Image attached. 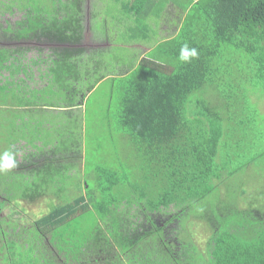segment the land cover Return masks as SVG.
<instances>
[{
  "label": "trees",
  "instance_id": "obj_1",
  "mask_svg": "<svg viewBox=\"0 0 264 264\" xmlns=\"http://www.w3.org/2000/svg\"><path fill=\"white\" fill-rule=\"evenodd\" d=\"M13 1L25 11L28 25L17 37L28 38L30 33L48 46L49 85L27 90L28 98L7 95L0 101L1 112L7 111L5 129H0V152L31 147L23 155L20 178L12 179L16 172L9 171L11 180L7 184L0 177V189L8 202L16 197L34 201L46 194L55 203L50 202L48 212L27 225L9 215L0 219L2 263L264 264V175L259 178L263 182L251 187L241 181L240 192L231 194L234 190L229 189L232 179L238 180L248 166L264 164V152H258L255 143L258 137L244 147L238 141L231 143L245 122L262 117L256 97L242 87L259 83L264 89V0H188L177 31L161 37L152 54L148 52L137 64H132V57L118 58L124 68L107 77L100 76L98 69L109 66L101 67L84 53L77 0ZM164 1L123 3L115 22L123 25L131 13L159 17ZM135 25L140 28L130 27L129 38L147 40L149 26L144 21ZM185 44L199 53L190 63L179 60ZM20 57L19 50L1 48L0 71L26 76L21 62L14 65ZM234 57L239 60L237 67L220 70L235 63ZM126 68L130 71L124 73ZM226 82L242 92L237 100V93L226 94L228 102L217 107L212 104L217 97L207 99L208 88L218 91ZM97 90L107 125L111 127L115 115L116 132L129 140L138 175L130 174L122 158L112 167H91L80 153L70 160L66 154L70 138L55 135L57 116L51 112L39 138L32 134L16 139L14 130L8 129V123L14 125L12 119L20 125L19 116H25L26 128L20 131L26 134L33 131L30 115L36 109L44 113L46 108L62 107L56 101L36 102V97L41 101L60 91L68 93L71 103L79 93L87 109ZM98 98L95 94L93 99ZM112 135L109 132L102 140L112 146L113 139L108 140ZM58 143L64 151L56 150ZM241 183L235 182V187ZM3 207L0 204V211ZM195 225L209 230L203 245L195 239Z\"/></svg>",
  "mask_w": 264,
  "mask_h": 264
},
{
  "label": "rangeland",
  "instance_id": "obj_2",
  "mask_svg": "<svg viewBox=\"0 0 264 264\" xmlns=\"http://www.w3.org/2000/svg\"><path fill=\"white\" fill-rule=\"evenodd\" d=\"M9 1L10 0H0V49L6 48L7 50H19L21 54H23V58L21 59L20 57V60L18 62L14 61V63L17 67L18 63L21 62L23 67L26 68L28 74L26 73L25 76L22 72L19 71L17 73H14L11 77V75H9V70L4 69L0 71V85L3 83H7V88L0 87V101L2 102L7 98V95H9V98H13L16 100L24 95H26V97L28 98L30 97V94L29 92H26L27 90L29 91L33 88L40 89L42 86H46L45 71L47 70L48 64H50V59L48 57L50 52L48 46L44 45L43 42L27 39V41L20 43L17 38H14L15 36L10 35L6 39L12 38L11 41L4 46L2 45V38H4V35H2L1 30L5 28L6 25H9L12 29H17V23L24 18V11H16V9L13 8L14 12H9V10L3 7L2 4H7L9 3ZM131 1L132 0H77V3L79 5V18L81 19V23L83 26V40L81 45L85 49L84 53L97 60L101 67H105V65L109 66L108 69H98L100 72V76L102 77L112 75L115 71L116 73H118L121 67L120 64L117 63L118 58L122 60L123 58H131L133 55L135 57L132 58V64H137L143 58L142 56H149V54H144V51L150 43H153L154 41L159 39V37H163L164 35L170 36L175 32V30L171 31L170 29L168 33H164V24L168 23L165 20L171 19L170 21H176L178 23V20H173L172 18V14H174L173 11L175 12V17L177 13V10L175 11V9L177 8L186 13L187 7L185 5L188 2V0H165L163 5L164 9L161 10L162 12H160L161 14L159 15V17L155 18L152 15L147 17H150L152 19L151 20L149 18L151 22L149 24V32H147L148 35L146 36L147 40L144 41L141 39L140 41L142 42H140L133 40L136 38H129V35L132 33L129 28L131 27L134 29H139L140 26L135 25V22L144 21V23H148V21L146 20L147 18H145L143 15H139V17H136L133 13H131L128 16L127 21H125L123 25H119L117 24V22H115L116 16L119 17V12H121L120 10L123 3H131ZM171 3H173L174 6H172ZM180 5H183V7L180 8ZM184 6L186 8H184ZM179 16H181L180 12ZM172 23L174 25L176 24L174 22ZM133 42H136L138 44H134ZM150 53L152 54V52ZM114 55H117L119 57H116L114 60ZM36 57H39L40 60L44 59L46 61L44 63L41 62L39 64H35L32 62V60H36ZM124 60L123 62L129 63L126 59ZM233 60H235V63H232L230 65H222L220 67V70L233 69L237 67L239 65L238 58L234 57ZM134 66L135 65H133V67ZM129 71L130 70H128L127 68L124 69V73ZM100 76L98 75L99 78ZM10 82L12 83L10 84ZM48 85L46 87H48ZM231 86V84L226 82V84L220 85L221 89L219 88L218 91H211L208 88L209 92L208 94H206L207 99L217 97L218 99L212 101V104L217 105V107L222 106V101L223 104L228 102L223 97L227 96L226 94L237 93V100L240 97L239 94L240 92H242V90L240 89L238 91L234 87V85L232 87ZM242 88H248L249 92L251 91V94L256 97V102L259 104V106L258 104L257 106L261 111L262 117L259 120L245 122L244 125L241 126V132L235 134L234 140H232L231 143L234 144L236 141H238L240 147H244L245 143L251 144L252 140L255 137H258L255 142L256 145L258 144L257 150L258 152H264V89L259 83H255L254 86H252L251 83H246ZM3 90H5V92H3ZM54 90H56V86L54 87ZM100 91L101 90H97L90 96V99L88 101L93 102L94 104L88 103L87 109L86 105L84 106L85 100L81 98L79 99V93L77 94L76 99L71 103L67 102L68 93L64 94L60 91L56 97L46 95V97L41 98V101H39L38 97H36L34 101L43 103L56 101L57 103L62 105L67 104L74 106L72 110L65 111L66 114L57 116L56 119L58 120V123L55 127L57 131L55 135L57 137L58 135L63 134V136L61 137L70 138V140L67 141V145L69 146V148L66 152L68 157L71 158L70 160L76 159L74 155L80 153V157L85 160L86 163L91 167H94V164H104L106 167H109L111 165H119L120 158H122L123 164L127 169H129L130 174L138 175V167L134 164L135 159L130 155V143L128 142L129 140L124 136L122 137V135H119V133L116 132L114 128L113 121L116 123V119L113 117H115V115L113 116L109 112L110 117L111 115L113 116L111 117V120L113 121L112 123L110 122L111 127L107 125V120H109V118H103L101 107L102 104L100 105ZM95 94H98V99H100L99 101L93 99ZM208 95L210 96L208 97ZM1 103L0 107H3ZM47 114H49V110H46V112H44L43 114L41 113L40 109H36L35 113L30 115V127L33 125V131L30 130L26 134L23 133L25 131H20V129L26 128L25 122H23V118L25 116H19L18 118V120L21 121V124L23 123L22 126L21 124L19 125L15 123V119H12L14 121V125L11 126L10 123L7 124V126L9 127L8 129L14 130V132L12 133V137H16V139H18L19 135L28 137L32 136L33 134V136L35 135L39 138L40 134L42 135L45 132L44 128L48 126L49 122L47 121V118L51 119L47 117ZM53 114H57V111H54ZM53 114L51 115V117H53ZM71 115L74 116L72 117ZM234 119L236 121V117ZM80 122L82 126L81 133ZM6 123L7 111L5 109H2V112L0 110V129L2 132L5 129ZM59 129L61 131H58ZM109 132H113V135L108 137V140L113 139L114 145L112 146L110 145L111 143L107 144L106 141L102 140L103 136L108 135ZM20 144L22 145L23 143H17L15 146H21ZM57 145L58 146L56 150L60 152L64 151L60 148V143H58ZM1 149L2 147L0 148V150ZM27 150H31V147H22L20 152L24 153ZM241 153L242 152L238 149L237 154L240 155ZM22 157L23 156H20V154H18V162L23 161ZM87 159L89 161H87ZM82 165L83 164H80V167H82ZM18 174H20V172L16 171V177L12 179H19L20 177L18 176ZM263 175L264 164L262 162H259L257 166H248L247 172L244 171L242 174L239 173L238 180L232 179L233 183L229 185V189H232L234 191H230V193L235 194L236 192H240L243 189L242 185L246 181L248 187L263 182L259 180V178ZM5 176V172L0 173V177ZM24 180L25 177L22 178V181ZM232 180L229 182H232ZM237 181L240 183L242 181L244 183H241L237 187H235V182ZM220 193L222 192L220 191ZM16 199L17 200H15L14 203L5 201L4 207L1 211L5 216L11 215L15 217L16 220H20V224L23 225H27L30 223L31 219H35L38 216L47 213L49 210V203H55V201L51 200V198H49L46 194H41V196L34 201H30L27 198ZM170 225L175 226L174 223H171ZM165 230L167 231L168 228H165ZM192 230L195 232V239L197 240V242L203 245L209 235V230L202 225H195Z\"/></svg>",
  "mask_w": 264,
  "mask_h": 264
},
{
  "label": "flooded vegetation",
  "instance_id": "obj_3",
  "mask_svg": "<svg viewBox=\"0 0 264 264\" xmlns=\"http://www.w3.org/2000/svg\"><path fill=\"white\" fill-rule=\"evenodd\" d=\"M11 1V0H10ZM9 1V3H14L13 4V6L12 7H10V8H7L6 7V4H2L3 5V7L5 8V9H7V10H9V12H14L13 11V8H15L16 9V11L17 10H20V8L18 7V1H13V2H10ZM8 4V3H7ZM20 11H23V10H20ZM22 22H24L23 24H20V23H22ZM17 29H12L9 25H6L5 26V28H3L2 30H1V33H2V35H4V38H2V41H3V43H2V45L4 46V45H6V44H8L10 41H11V39H6L8 36H10V35H12V36H15L14 38H17V40L20 42V43H22V42H25V41H27V39H29V40H32V41H35L34 39H32L31 38V36H30V33H29V36H28V38H18L17 37V35L18 34H16V33H18V31L19 30H22V28L23 27H28V25H27V21H26V18H25V11H24V18L21 20V21H19L18 23H17ZM7 34V35H6ZM42 42V41H41ZM47 46V45H46ZM18 57L20 56V55H17ZM13 58H11L10 60H12ZM15 65V64H14ZM16 66V65H15ZM47 72V70L45 71V73ZM45 78H46V86L49 84V79H48V77H47V74H46V76H45ZM73 105H67V104H65V105H62V107H58V108H56L55 110H49V112H54V111H57V114H56V116H58V115H63V114H66L65 113V111H70V110H72L73 109ZM45 108V107H44ZM44 108H43V110H44ZM46 110H47V108H46ZM44 114V113H43ZM56 122L58 123V120H56ZM27 151H29V150H27ZM26 151V152H27ZM26 152H24V153H21L20 151H17L16 152V159H17V156H18V154H20V156H23ZM23 158V157H22ZM17 164H18V167H16L15 169H14V172H16V171H19V170H21L20 169V167H22V162H18V160H17ZM5 177H2L3 178V180H4V182L5 183H7L8 184V182H9V178H10V176H9V171L8 172H5ZM10 180H11V178H10ZM16 198H19V197H16ZM15 198V200H17ZM21 199V198H20ZM5 201H7L6 200V196H5V194H4V192L0 189V204H2V206H4V203H5ZM8 202V201H7ZM12 203H14V202H12ZM3 209V208H2ZM1 209V210H2ZM15 210V209H14ZM9 216H11V215H9ZM3 217H6L3 213H2V211H0V219L1 218H3ZM11 217H13V216H11ZM39 217V216H38ZM13 219H15V217H13ZM3 254H2V252L0 251V264H2L1 262H3Z\"/></svg>",
  "mask_w": 264,
  "mask_h": 264
},
{
  "label": "clouds",
  "instance_id": "obj_4",
  "mask_svg": "<svg viewBox=\"0 0 264 264\" xmlns=\"http://www.w3.org/2000/svg\"><path fill=\"white\" fill-rule=\"evenodd\" d=\"M199 53L196 48H189L187 44L183 45L180 49L179 60L182 63H190L192 60L197 59ZM18 167L16 152L8 149L0 152V173L8 172Z\"/></svg>",
  "mask_w": 264,
  "mask_h": 264
},
{
  "label": "crops",
  "instance_id": "obj_5",
  "mask_svg": "<svg viewBox=\"0 0 264 264\" xmlns=\"http://www.w3.org/2000/svg\"><path fill=\"white\" fill-rule=\"evenodd\" d=\"M171 5L172 6H174V4L173 3H171ZM162 9H164V7H162ZM161 9V10H162ZM177 10V13H176V17H175V12L173 11V13L174 14H172V18H173V20H178V23L176 22V21H170L171 19H168V20H165V21H167L168 23H166V24H164V33H168L169 32V30L171 29V31H173V30H175V31H177L178 30V28L179 27H176V24H180V19H181V17L183 16V12H182V10L181 9H179V8H177V9H175V11ZM162 12V11H161ZM179 12H180V14H181V16H179ZM165 13H166V11H165ZM161 14V13H160ZM151 14H149L148 16H150ZM147 16V17H148ZM153 16V15H152ZM162 16H163V14H162ZM146 17V18H147ZM153 17H155V16H153ZM150 18V17H149ZM149 18H147L146 20L148 21V23H146L147 24V26H149V24H150V22H151V20L149 19ZM156 18V17H155ZM172 22H174V23H176L175 25L172 23ZM179 26V25H178ZM151 27V26H150ZM162 30H163V27H162ZM162 32V31H161ZM147 33V32H146ZM165 37H166V35H164ZM161 37H159V39H157L156 41H154L153 43H150L147 47H146V49H145V51H144V54H147L148 52H151V51H153L154 50V48H155V46H156V44L158 43V41H160L161 39H160ZM142 40H144V41H146L145 39H142ZM137 41H140V40H137ZM140 42H142V41H140ZM134 44H138V43H136V42H133ZM144 56H146V55H144ZM144 56H142V57H144ZM135 56H133L132 55V58H134ZM121 67H123L122 65H120ZM124 68V67H123ZM111 73H113V72H111ZM51 113H53V112H51ZM48 115V114H47ZM72 117L74 116V115H71ZM70 116V117H71ZM57 120V119H56Z\"/></svg>",
  "mask_w": 264,
  "mask_h": 264
}]
</instances>
